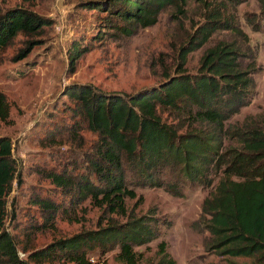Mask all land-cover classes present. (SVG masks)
I'll use <instances>...</instances> for the list:
<instances>
[{
  "label": "trees",
  "instance_id": "1",
  "mask_svg": "<svg viewBox=\"0 0 264 264\" xmlns=\"http://www.w3.org/2000/svg\"><path fill=\"white\" fill-rule=\"evenodd\" d=\"M184 1L81 3L145 26L154 23L164 4ZM195 1L201 18L195 20L193 31L177 47L174 71L166 73L156 85L128 94L102 91L84 83L64 87L73 99L71 112L86 119L95 138L84 152L87 169L78 176L64 165L40 171L66 199L57 200L49 194L31 197L29 201L37 206L40 221L32 222L30 228L33 232L53 227L57 212L69 221H77L75 208L86 198L99 209L94 228L55 238L31 250L21 246L25 255L19 256L3 219L5 196L13 183H20L21 174L12 155L10 137L0 135V264H31L56 258L69 264H92L87 250L95 246L101 252L117 247L114 256L118 261L136 264L139 252L133 246L152 239L153 230L148 215L134 212L141 196L136 197L134 189L128 186L126 169L131 171L135 183L163 185L175 195L180 193L175 179L178 177L210 186L193 221L195 229L207 232L204 249L218 255L246 256L251 258L250 264H264V126L256 122L225 123L248 103L254 92V74L260 67L248 35L236 19L235 5L241 0ZM257 4V11L243 14L244 21L254 30L260 27V19L264 20V0H257ZM48 23L47 18L20 6L0 8V52L18 32H39ZM215 31L228 35L205 46L194 71H187V54L207 43ZM26 43L29 47L31 40ZM25 51L18 48L13 59L20 58ZM84 51V46L72 43L69 62ZM165 111L186 116L188 122L178 120L176 115L165 120L160 115ZM7 112L6 97L0 92V119L5 120ZM72 127L76 132L79 126L74 123ZM224 137L236 144L224 145ZM164 168L174 178L163 180L160 172ZM126 197L136 198L130 208L125 205ZM158 247L159 258L148 264H173L163 241Z\"/></svg>",
  "mask_w": 264,
  "mask_h": 264
},
{
  "label": "rangeland",
  "instance_id": "2",
  "mask_svg": "<svg viewBox=\"0 0 264 264\" xmlns=\"http://www.w3.org/2000/svg\"><path fill=\"white\" fill-rule=\"evenodd\" d=\"M81 1L0 0L1 9L20 6L49 20L39 32H18L0 52V92L4 93L8 104L6 119H0V135L10 137L12 155L21 174L20 183H13L5 196L3 226L12 235L21 257L25 255L21 246L31 250L97 224L99 209L86 198L75 208L77 221H69L57 212L53 227L33 232L30 228L32 222L40 221L37 206L29 201L31 197L49 194L57 200L66 199L40 171L64 165L78 176L87 169L84 152L95 138L86 119L71 112L73 99L67 96L64 87L84 83L102 91L128 94L156 85L166 73L174 71L177 47L193 31L195 20L201 18L195 0L164 4L154 23L145 26L123 21L102 9L86 7ZM257 10V0H241L235 5L236 19L248 35L260 68L254 74V92L248 103L230 116L226 124L256 122L264 126V20L260 19V27L254 30L243 19L244 12ZM226 34L225 31L213 32L207 43L187 54L184 68L194 71L204 47ZM29 40L28 47L26 41ZM72 43L84 46L85 51L71 63L68 50ZM18 48L26 51L20 58L13 59ZM160 115L165 120L176 115L178 120L188 122L186 116L174 111L160 112ZM74 123L79 126L76 132L72 127ZM74 133L77 136H73ZM223 143L236 144L227 137ZM125 176L136 197L141 196L135 214L148 215L153 230L152 239L133 246L139 252L136 264H148L159 258L160 241L164 242L173 264L251 263L250 257L218 255L204 249L207 232L195 229L193 221L200 213L201 200L210 186L178 177L175 179L180 193L175 195L163 185L135 183L127 169ZM209 176L215 178L213 172H209ZM160 177L163 180L174 178L168 168L160 172ZM135 199L125 198L127 208ZM117 249L101 252L95 246L87 250V256L92 264H123L114 256ZM31 264L69 263L56 258Z\"/></svg>",
  "mask_w": 264,
  "mask_h": 264
}]
</instances>
